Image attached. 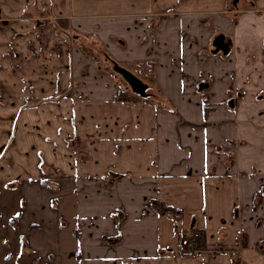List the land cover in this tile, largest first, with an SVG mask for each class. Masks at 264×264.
I'll use <instances>...</instances> for the list:
<instances>
[{"label": "crops", "instance_id": "crops-1", "mask_svg": "<svg viewBox=\"0 0 264 264\" xmlns=\"http://www.w3.org/2000/svg\"><path fill=\"white\" fill-rule=\"evenodd\" d=\"M21 1L0 0V264H264V0ZM31 4L80 50L25 38ZM86 34L139 65L146 103L111 100Z\"/></svg>", "mask_w": 264, "mask_h": 264}, {"label": "rangeland", "instance_id": "rangeland-1", "mask_svg": "<svg viewBox=\"0 0 264 264\" xmlns=\"http://www.w3.org/2000/svg\"><path fill=\"white\" fill-rule=\"evenodd\" d=\"M192 1H193V5L195 4L197 6V8H214V7H217V5H221L223 3V9L224 10L222 12H224V13H229V11L232 10V9L238 10L237 6H238V3H239V0L237 1L236 4L232 3L233 0H204V1H202V0H198V1L192 0ZM21 2H24V0L21 1ZM7 4H8V7H9L10 6L9 3H7ZM5 6H7V5H5ZM23 6H25V5H23ZM245 6H249L248 3ZM33 7L34 6H32V4H31L29 6H26V8H24L23 10H18L17 11L18 13L21 14L20 18H23L26 21L28 20V21L33 23V24H29V27H30L29 32H23L22 35L25 38L28 37L27 39H29L30 35H34L35 34L36 35V40L38 42H40L39 46L41 47V44L42 45L46 44L47 40L48 39H52L53 35L55 36L56 39L57 38L61 39L62 37H64L63 41L66 42V45L70 44V43H68V41L72 42L71 45L76 47V48H78L80 50L79 40L82 39V38L80 36V39H79L78 34L84 36V33L82 34V33L76 32V35H74L71 32V30L69 29L68 25L64 24L66 20H63V19H56L55 18L56 20L53 21L54 25L52 24V19H51V21L49 23L47 20L43 19L44 17H46V14H47V13H45L46 11L39 10V9H35L34 10ZM68 34H70L69 39L67 37ZM215 35L216 36L214 38V50H215V53H218V52L221 53V52H223L222 43H220V45L218 47V46H216L217 42H215V41H217L219 37H222V34L221 33H216ZM0 36H2V35H0ZM86 36H87V38L89 40H91L90 39L91 36H94L93 41L97 44V46L95 44H91V43L88 44V41H87L86 44H85V48H82L85 51V56L87 57V59L89 61V64H90V65H88L87 68H89L90 72H91V70H94L96 74L102 76L103 79H104L103 83L108 79L109 80V84L111 82V84L114 85V91L115 92L110 97L111 100L112 101H117V102H122L120 97H124V93H125L133 101H135L133 103H146V99L149 98L148 91H147L148 88H146L144 90V93L146 95H148V96L145 95L144 97H142L141 95L135 93L132 90V87L129 85L128 81L123 77V75L119 71V69L122 68V69L126 70L129 73H132V72L135 73V74L141 73L142 69H140L139 65L138 64L137 65H135V64L134 65H132V64L131 65H126V66H128L129 70L124 65H123L124 67L122 65L120 66L114 60H112L113 59L112 54L110 53V51L106 47H104V44H102V41L100 40L99 36H96V35H93V34H86ZM18 38H20V37H18ZM27 39H24V40H27ZM74 39H76V40H74ZM114 39H115L114 42H116V44H119L117 39L116 38H114ZM32 43H33L32 41L28 42V44L30 46L32 45ZM81 44H80V46H81ZM224 49H225V46H224ZM33 52H34V55L36 56L37 52H35V51H33ZM134 66H136V67H134ZM136 68L139 71H137ZM145 68L149 70V67L147 68L145 66ZM130 70H132V72H130ZM84 73H85V70H84ZM151 73H152V71H151ZM134 76L137 77L136 75H134ZM140 78H141V76H140ZM139 80L142 83H144L142 81V79H139ZM201 84L206 85L207 83L202 82V83L199 84V86ZM199 86H198V88H199ZM203 89H204V87L202 89H200V91H202ZM119 91H122V93L118 94ZM205 97H207V96H203L202 97L204 102H205V99H206ZM127 103H130V102H127ZM204 105H206L209 108L211 107V104L209 103L208 100L204 103ZM59 182H61V181L58 180V181L55 182V184H58ZM62 194H63L62 186H60V191L56 192V197H60L61 196V198H60L61 202H68L69 200H67V198L63 197ZM57 203H58V201H57ZM55 205L52 203V206H55ZM58 205L63 210V207H64L63 204L61 203V204H58ZM8 208H9V205H8ZM70 212H71V210H70ZM72 213L73 212L69 213V215H68V213H66V215H64L65 216V221H64L63 224H66V222L69 223V227H68L69 231L72 230V226H73V222H71ZM4 216H5V214L1 215V217H4ZM174 222L176 223L177 231L179 232L181 229H183L184 234H185L184 236L187 237L188 235H187V233H185V232H187L186 231V226L182 225V223H180L179 219H178V221L174 220ZM174 222H173V225H174ZM174 228H175V225L173 227V230H174ZM183 231H181V232H183Z\"/></svg>", "mask_w": 264, "mask_h": 264}, {"label": "trees", "instance_id": "trees-1", "mask_svg": "<svg viewBox=\"0 0 264 264\" xmlns=\"http://www.w3.org/2000/svg\"><path fill=\"white\" fill-rule=\"evenodd\" d=\"M125 92V91H124ZM122 91H119L118 94H121ZM120 99L123 101V102H130V103H133L135 101H133L129 96H127L125 93H124V97H120ZM206 102V101H205ZM209 111V108L208 107H205L204 108V116L206 117L207 113ZM262 191H264L262 189ZM264 196L262 195V193H255L254 197H253V202H252V208L253 210L256 209V207L258 206V204L260 203V201L262 200ZM156 204V211L158 214H162V215H170L174 218H178L180 212L177 210V209H174L173 207L171 206H168V205H164V204H160V203H155ZM158 205V207H157Z\"/></svg>", "mask_w": 264, "mask_h": 264}, {"label": "water", "instance_id": "water-1", "mask_svg": "<svg viewBox=\"0 0 264 264\" xmlns=\"http://www.w3.org/2000/svg\"><path fill=\"white\" fill-rule=\"evenodd\" d=\"M218 40H219V42H217L216 46H219L220 43H222L223 37H219ZM223 47H224V44H223ZM119 71L123 75V77L128 81V83L132 87V90L135 93L141 95L142 97H144L146 95L144 93V90L146 89V86L140 80H138L137 78H135L133 75H131L129 72H127L126 70H124L122 68H120ZM206 86L207 85L201 84L199 86V88L202 89L203 87H206Z\"/></svg>", "mask_w": 264, "mask_h": 264}, {"label": "built area", "instance_id": "built-area-1", "mask_svg": "<svg viewBox=\"0 0 264 264\" xmlns=\"http://www.w3.org/2000/svg\"><path fill=\"white\" fill-rule=\"evenodd\" d=\"M197 241L196 237L193 235H188L187 237L182 236L181 238V245L186 247L187 250L184 252H196L197 251Z\"/></svg>", "mask_w": 264, "mask_h": 264}, {"label": "flooded vegetation", "instance_id": "flooded-vegetation-1", "mask_svg": "<svg viewBox=\"0 0 264 264\" xmlns=\"http://www.w3.org/2000/svg\"><path fill=\"white\" fill-rule=\"evenodd\" d=\"M238 0H233L232 3L236 4ZM215 42H219V40L215 41ZM219 47V46H218Z\"/></svg>", "mask_w": 264, "mask_h": 264}]
</instances>
